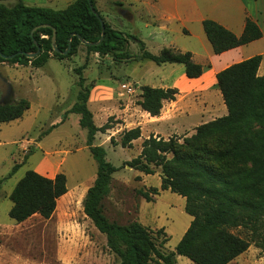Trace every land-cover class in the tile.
<instances>
[{"label": "trees", "instance_id": "1", "mask_svg": "<svg viewBox=\"0 0 264 264\" xmlns=\"http://www.w3.org/2000/svg\"><path fill=\"white\" fill-rule=\"evenodd\" d=\"M0 0V65L4 63L28 65L39 69L49 60H65L77 54L84 44L87 50L101 59L111 57L116 63L149 61L157 66L182 65L190 80L204 74L201 65L193 61L191 53L164 49L153 55L139 43L140 54H130L132 37L114 30L100 15L96 0H77L65 10L30 7L24 0L11 5ZM94 7L95 13L91 11ZM100 19L105 26L103 37ZM48 26V28H39ZM205 35L215 55L247 46L262 38L258 25L247 19L244 33L237 37L218 23L206 20ZM36 32L32 36V32ZM56 30V53L52 39ZM71 50L67 55L64 53ZM40 54L29 59L26 55ZM15 57L6 60L5 57ZM261 56L235 64L217 74V87L222 94L228 115L203 124L195 135L182 144L174 138L168 141L151 136L142 143L140 155L128 165L146 176L161 170L160 189L139 191L148 203L155 202L161 192L169 191L186 200L184 211L192 223L176 250L165 255L152 233L138 222L121 226L110 222L103 212V201L110 192L113 175L118 169L106 160L103 147L93 145L98 133L105 134L113 127L109 122L97 127L88 107L90 91L79 95L78 102L69 111L78 115L80 127L88 132V148L98 165L97 178L84 200V214L95 228L107 238L108 249L120 264H176L177 257L193 264H231L255 245L264 252V77L258 76ZM139 106L152 118H158L165 102H175L176 89L144 86L140 88ZM30 110L27 100L0 106V124H9L23 118ZM142 138L140 128L125 131L121 138L123 149H132ZM111 143L115 144L113 138ZM217 144V146H214ZM237 163L241 169L225 172L217 167L223 160ZM15 165L2 184L20 169ZM68 193L67 177L57 174L53 179L28 171L9 196L13 204L11 220L18 224L40 216L50 219L58 201ZM245 233V237L235 234ZM164 232V229L160 233ZM169 239H166L164 245Z\"/></svg>", "mask_w": 264, "mask_h": 264}, {"label": "rangeland", "instance_id": "2", "mask_svg": "<svg viewBox=\"0 0 264 264\" xmlns=\"http://www.w3.org/2000/svg\"><path fill=\"white\" fill-rule=\"evenodd\" d=\"M52 1H56V7L49 9L59 11L77 0ZM13 2L7 0L3 3L11 5ZM110 2L113 0H96V8L105 19L115 18L117 10ZM30 4V1L26 3L31 7ZM123 25L127 32L139 31L134 33L138 38L148 35L142 23L124 22ZM130 43V54L138 56L140 47L133 40ZM147 51L153 55L160 54L153 46ZM163 73V69L149 61L116 63L111 57L101 59L89 52L84 44L77 47L75 56L65 60L52 58L39 69L31 63L26 66L0 65V81L11 92L0 106L12 105L22 99L30 104V110L22 119L0 124V180L8 177L15 165L21 166L0 188V261L8 264H120L119 258L108 249L106 236L84 214V200L97 178L98 165L89 152L88 132L80 127L81 117L69 111L78 102L80 94L86 90L91 92L96 85L102 86L103 92L116 96L119 84L126 82L135 83L140 88H157L158 75ZM139 91L131 97L135 108L142 111ZM193 100L200 104V98ZM108 104L111 106L105 112L118 107L114 101ZM90 110L94 113L97 127L108 122L113 127L105 134L98 133L93 143L95 147L104 148L107 162L118 169L113 175L110 192L103 201L104 215L110 222L121 226L133 222L142 224L152 233L161 252L165 255L174 252L192 223V218L181 207L186 200L164 191L155 197V202H146L139 191L160 189L161 170H156L153 176L133 170L128 164L140 155L142 147L137 144L132 149H123L120 145L125 132L122 121L116 117L107 119L100 116L101 110L93 105ZM140 122L142 134L149 136L155 133L153 130L152 134L150 126L154 128L161 124L160 121L148 122L144 117ZM199 122L197 118H186L181 124L191 126ZM162 131L165 132V128ZM169 134L165 140L174 138L182 144L195 135V131L184 134L170 131ZM111 138L115 144L111 143ZM217 167L225 172L241 169L237 163L227 159L219 162ZM28 171L48 177L64 174L69 193L59 202L50 219L35 216L18 224L9 217L13 207L9 196ZM162 229L164 232L160 233ZM234 233L245 237L243 231L235 230ZM166 239L169 241L164 245ZM151 264L161 263L155 261ZM176 264L193 263L178 257ZM231 264H264V252L252 244L248 252Z\"/></svg>", "mask_w": 264, "mask_h": 264}, {"label": "crops", "instance_id": "3", "mask_svg": "<svg viewBox=\"0 0 264 264\" xmlns=\"http://www.w3.org/2000/svg\"><path fill=\"white\" fill-rule=\"evenodd\" d=\"M24 1L26 3L30 1L31 7L52 9L56 7L54 4L56 1L52 0ZM110 3L117 11L114 19L104 18L105 21L114 30L132 37L135 45L139 47V43H143L146 51L153 46L159 53L164 49L191 53L193 61L204 69V74L200 79L190 80L186 77L182 65L179 68L175 67L178 65L171 64L158 66L164 70V73L158 75L157 88L176 89L179 92L175 102L164 103V108L158 118H152L143 110H137L132 101L133 98L121 91L122 85H135L134 87L139 91L140 87L137 84L132 82L119 84V92L116 96L110 92H103L102 86H94L88 102L89 109L93 105L97 107V110H101L100 116L104 115L107 119L116 117V120H121L125 131L140 128L142 124L140 119L144 117L148 122L150 120L161 122V124L154 123L160 126L154 128L150 126L152 134L155 130L154 137L161 136L160 138L164 139L166 135H170V131L183 132V134L189 131L194 132L193 129L228 115L222 94L217 87V74L235 64L261 56L262 63L258 76L264 77V0H113ZM247 19L258 25L262 38L247 46L215 55L204 32V21H214L237 37H241ZM124 22L142 23L148 32L147 37L138 38L134 34L140 33L137 30L127 32L126 26L123 25ZM139 92L141 96V90ZM197 98L201 99L200 104L193 100ZM110 101L117 102L118 107L105 112L104 110L111 106L108 104ZM186 118H197L200 122L191 126L181 124V121ZM163 128L165 132L162 131ZM150 137L143 133L142 138L135 141L133 146L136 147L139 144V147H142L144 140ZM54 177L48 178L53 179ZM68 193L58 201V204L67 197ZM181 207L185 208V205ZM0 264L8 263L0 261Z\"/></svg>", "mask_w": 264, "mask_h": 264}, {"label": "water", "instance_id": "4", "mask_svg": "<svg viewBox=\"0 0 264 264\" xmlns=\"http://www.w3.org/2000/svg\"><path fill=\"white\" fill-rule=\"evenodd\" d=\"M91 11L93 12V13H95V11H94V7L93 6H91ZM97 16V18L100 20V23H101V26H102V32H103V37H104V35H105V26H104V23L102 22V20L100 19V16H98V15H96ZM39 28H48V26H42V27H39ZM36 30L37 29H35L33 32H32V36L34 35V33L36 32ZM52 46H53V49H54V51L56 52V53H60L59 51H58V49H57V46H56V30H54V36H53V39H52ZM71 50V47L69 48V50L67 51V52H65L64 54L65 55H67L68 53H69V51ZM40 54V48H38V52L36 53V54H31V55H26L27 56V58H29V59H34V58H36L38 55ZM4 59H8V60H12L14 57H15V55L14 56H11V57H5V56H2ZM1 104V103H0Z\"/></svg>", "mask_w": 264, "mask_h": 264}, {"label": "flooded vegetation", "instance_id": "5", "mask_svg": "<svg viewBox=\"0 0 264 264\" xmlns=\"http://www.w3.org/2000/svg\"><path fill=\"white\" fill-rule=\"evenodd\" d=\"M10 89L0 81V103H3L10 95Z\"/></svg>", "mask_w": 264, "mask_h": 264}, {"label": "built area", "instance_id": "6", "mask_svg": "<svg viewBox=\"0 0 264 264\" xmlns=\"http://www.w3.org/2000/svg\"><path fill=\"white\" fill-rule=\"evenodd\" d=\"M121 91L126 94V95H134L137 91L136 87L130 86V85H122L121 86Z\"/></svg>", "mask_w": 264, "mask_h": 264}]
</instances>
